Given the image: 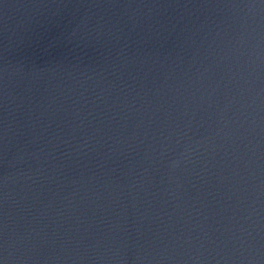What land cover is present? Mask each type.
<instances>
[{"label":"water","instance_id":"1","mask_svg":"<svg viewBox=\"0 0 264 264\" xmlns=\"http://www.w3.org/2000/svg\"><path fill=\"white\" fill-rule=\"evenodd\" d=\"M0 264H264V0H0Z\"/></svg>","mask_w":264,"mask_h":264}]
</instances>
